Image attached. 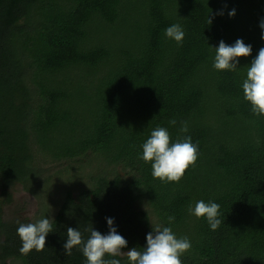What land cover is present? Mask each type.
<instances>
[{"label": "trees", "instance_id": "trees-1", "mask_svg": "<svg viewBox=\"0 0 264 264\" xmlns=\"http://www.w3.org/2000/svg\"><path fill=\"white\" fill-rule=\"evenodd\" d=\"M261 21L264 0H0V207L16 185L38 201L31 221L0 217V264H87L79 247L65 254L67 228L107 235L106 218L125 252L165 226L191 242L182 264H264V116L242 89ZM237 39L251 55L216 70L214 48ZM157 127L198 145L178 183L142 159ZM201 200L220 205L216 230L189 212ZM42 218L45 249L22 255L19 225Z\"/></svg>", "mask_w": 264, "mask_h": 264}, {"label": "clouds", "instance_id": "clouds-1", "mask_svg": "<svg viewBox=\"0 0 264 264\" xmlns=\"http://www.w3.org/2000/svg\"><path fill=\"white\" fill-rule=\"evenodd\" d=\"M234 15L235 9L229 12L230 17ZM211 23L209 15L208 24ZM259 26L264 30V21H261ZM165 35L180 44L184 40L185 32L179 24H173L165 29ZM261 39H264V32ZM214 49L213 67L220 71H236L238 58L249 57L252 53V46L246 45L242 39H237L233 45L221 40L219 46ZM246 77L242 84L244 99L251 104L253 114L264 116V47L259 49L257 56L252 60ZM169 123L175 125L176 121L171 120ZM181 131H188L187 122L182 123ZM142 149V159L151 163L152 176L162 182L178 183L186 170L195 166L199 156L198 145L192 143L190 136L173 143L164 127L154 129ZM219 210V204L201 200L195 204L194 209L190 208L189 212L197 218L206 217L210 228L216 230L221 224L218 218ZM106 219L108 234L103 235L91 226L86 229L90 233L86 240L79 230L68 227L67 240L63 245L65 254L70 256L72 249L79 247L86 257L87 264H121L119 259H105L106 254L111 257L126 255L130 264H182L181 256L192 247L187 237L177 238L171 227L157 226L147 234L143 251L134 247L125 252L122 249L127 248L128 241L117 233L113 219ZM174 219L172 216L168 217L169 225ZM50 232H53V228L49 218H42L35 223H21L17 229L22 242L19 252L28 255L32 250L43 251L46 247V236Z\"/></svg>", "mask_w": 264, "mask_h": 264}, {"label": "rangeland", "instance_id": "rangeland-1", "mask_svg": "<svg viewBox=\"0 0 264 264\" xmlns=\"http://www.w3.org/2000/svg\"><path fill=\"white\" fill-rule=\"evenodd\" d=\"M71 183L73 184V182ZM48 187L49 186H47L42 192V200L45 199V192L48 189ZM50 189L51 187L48 190L49 192ZM9 191L12 193V203L8 205H2L0 207L1 219L2 220L19 219V220H27V221L33 220L35 213L38 210V201L30 194L22 191L19 185L13 186ZM49 208H50V212L55 211L52 202ZM44 211L46 212L47 208H45ZM15 264H19V263H15Z\"/></svg>", "mask_w": 264, "mask_h": 264}]
</instances>
